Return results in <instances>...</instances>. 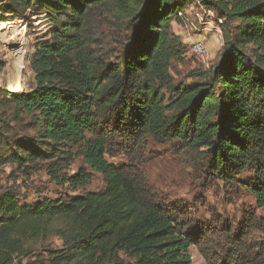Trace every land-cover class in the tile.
Wrapping results in <instances>:
<instances>
[{"label":"trees","instance_id":"trees-1","mask_svg":"<svg viewBox=\"0 0 264 264\" xmlns=\"http://www.w3.org/2000/svg\"><path fill=\"white\" fill-rule=\"evenodd\" d=\"M193 2L223 19V47L188 85L170 72L187 53L171 21L180 24L177 12ZM33 13L50 34L28 63L30 90L0 98L13 123V138L0 131V165L26 178L43 170L67 191L27 204L14 188L0 190V264H192L193 243L206 264H264V240L253 238L264 235V0H0V25ZM105 25L121 44L113 62ZM147 136L206 150L222 183L250 172L242 187L261 216L205 230L131 165L108 162L114 137L138 148ZM76 157L85 167L69 174ZM92 173L104 188L81 192ZM208 232L220 235L218 253L200 244Z\"/></svg>","mask_w":264,"mask_h":264},{"label":"rangeland","instance_id":"rangeland-1","mask_svg":"<svg viewBox=\"0 0 264 264\" xmlns=\"http://www.w3.org/2000/svg\"><path fill=\"white\" fill-rule=\"evenodd\" d=\"M186 9L187 7L184 8V10ZM194 18L191 13L180 24L171 21V27L180 38L186 48L185 50L189 48V43L198 35L191 26V24L197 23ZM7 23L25 30L26 53L21 59L22 65L18 71L17 82L20 88L19 92H28L33 85V75L28 68V63L34 53L36 43L49 37L50 28L45 17L42 15L35 16V13H33V16L26 15L22 20ZM110 30L106 25L98 28V31L106 38L104 43L109 50L108 52L114 54V57L109 59L113 62L116 61L115 58L118 57V53L122 49L120 42L117 41L118 33H115L111 38L106 36L111 32ZM210 38L212 36H206L210 50L208 61L195 60L190 56V53L184 54L182 61H172L170 72L175 82H184L188 85L194 84L195 80L189 77L192 72H209L215 66L222 53L223 46L220 48L216 40L214 38L210 40ZM17 42V39L10 40L8 34L4 30H0V61L5 64L3 69L0 70V98L6 92L12 93L9 87L12 84L14 85L15 82L11 79L12 75L9 68L18 58V56H15L18 48ZM209 43L212 45L211 48ZM6 121H8L9 126L8 132L1 129L4 127L1 126L2 122ZM1 130L5 138H13L11 111L3 107H0ZM31 134L29 133L28 136ZM114 140L119 146H111L107 156L108 162L115 166L127 167V165H131L140 177L147 179L157 196L164 200L166 205L186 209L189 212V217L197 221V226L219 233L223 223L231 222L234 227L240 226L251 211L255 212L257 217L261 216L253 196L242 187L244 184L249 183L250 172H242L236 177L237 181L232 184L222 183L211 175L206 150L192 151L177 141H156L150 136H147L138 148L131 146L128 141H122L118 137H114ZM124 147H127V152L122 151ZM2 152L3 150L0 154ZM83 167L85 165L82 159L76 157L68 173L73 174ZM5 188H14L21 196L19 202L27 204H33L41 199L55 200L64 196L67 191L65 187L57 186L50 181L43 170L26 178L22 177L14 170L13 166L8 164L0 165V190ZM103 188L104 182L101 176L92 173L90 184L80 191L83 193L98 192ZM80 191L70 194L79 195ZM211 234V232H208L200 244L201 246L209 244L207 246L208 252L218 253L215 244L220 235ZM253 238L264 240V235L255 233ZM207 241L210 243H207ZM204 242L206 243L204 244ZM60 245L57 240L53 239L51 241L53 247L59 248ZM189 255L192 264H206L205 259L199 252V244H192ZM33 262L35 260H22V264H32Z\"/></svg>","mask_w":264,"mask_h":264},{"label":"built area","instance_id":"built-area-1","mask_svg":"<svg viewBox=\"0 0 264 264\" xmlns=\"http://www.w3.org/2000/svg\"><path fill=\"white\" fill-rule=\"evenodd\" d=\"M191 13L197 21L191 26L198 35L189 43L187 54L190 53L195 60L206 62L210 55L206 36L211 35L220 48L223 46V19L219 18L213 10L204 8L198 2L191 3L186 10L178 11L176 16L183 22Z\"/></svg>","mask_w":264,"mask_h":264},{"label":"bare ground","instance_id":"bare-ground-1","mask_svg":"<svg viewBox=\"0 0 264 264\" xmlns=\"http://www.w3.org/2000/svg\"><path fill=\"white\" fill-rule=\"evenodd\" d=\"M0 30H4L10 37V40L17 39L18 41V48L15 53V56H18L17 61L15 63L13 62V65L9 68V72L12 75L11 79L15 82L14 85L12 84L9 87V90L12 91V93H18L20 88L17 82V76L22 65L21 59H23L22 57L26 53L25 30L24 28L14 26L9 23H2L0 25Z\"/></svg>","mask_w":264,"mask_h":264},{"label":"crops","instance_id":"crops-1","mask_svg":"<svg viewBox=\"0 0 264 264\" xmlns=\"http://www.w3.org/2000/svg\"><path fill=\"white\" fill-rule=\"evenodd\" d=\"M172 23V22H171ZM173 30V29H172ZM211 36V35H210ZM213 38V37H212ZM212 38H210V40H212ZM210 42H212V41H210ZM209 46H210V48L212 47V45H211V43H209Z\"/></svg>","mask_w":264,"mask_h":264}]
</instances>
